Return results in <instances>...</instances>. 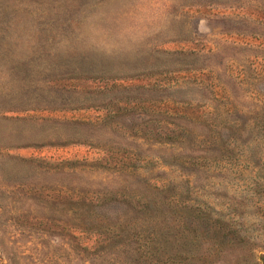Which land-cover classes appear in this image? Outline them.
<instances>
[{
  "label": "rangeland",
  "instance_id": "rangeland-1",
  "mask_svg": "<svg viewBox=\"0 0 264 264\" xmlns=\"http://www.w3.org/2000/svg\"><path fill=\"white\" fill-rule=\"evenodd\" d=\"M0 264H264V0H0Z\"/></svg>",
  "mask_w": 264,
  "mask_h": 264
}]
</instances>
